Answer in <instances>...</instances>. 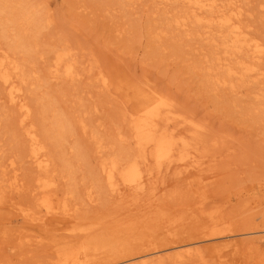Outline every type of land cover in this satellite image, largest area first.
<instances>
[{
  "label": "rangeland",
  "instance_id": "374dc122",
  "mask_svg": "<svg viewBox=\"0 0 264 264\" xmlns=\"http://www.w3.org/2000/svg\"><path fill=\"white\" fill-rule=\"evenodd\" d=\"M22 1L40 9L43 20L26 24L15 10L11 21L10 10L4 12L0 46L24 64L29 82H34L26 87L32 107L28 124L35 123L45 137L52 128V108L67 124L63 146L50 142L54 165L49 174L58 179L55 191L60 200L72 193V211L46 225L20 216L19 206L38 211L35 184L41 172L29 158L20 110L0 83V179L12 174L5 167L14 160L22 183L19 193L4 186L0 264H54L55 241L78 242L111 233L120 238L114 248L85 264L137 263L138 252L166 248L173 240H202L205 260L196 258L191 264H221L216 251L227 241L241 243L239 264H264V247L249 249L242 234L264 228V108L258 109L254 99L264 86L250 83L238 96L220 87L215 94L205 70L212 59V38L197 34L196 25L182 28L172 22L185 10L181 0ZM243 9L242 24L264 43V0H243ZM17 33L26 47L15 46ZM61 48L72 50L81 73L77 80L55 73V50ZM118 68L136 80L150 78L182 112L205 125L198 150L204 156L203 170L176 175L179 168L173 167L159 175L162 189L153 206L148 194L140 195L138 202L129 194L121 200L108 189L101 172L106 156L133 147L122 120L124 97L104 90L99 82L100 71L112 74ZM213 211L219 212L223 224L211 225L207 217ZM67 219L89 232L67 236L58 231ZM37 238L43 243H28ZM164 264L174 263L167 257Z\"/></svg>",
  "mask_w": 264,
  "mask_h": 264
},
{
  "label": "bare ground",
  "instance_id": "6f19581e",
  "mask_svg": "<svg viewBox=\"0 0 264 264\" xmlns=\"http://www.w3.org/2000/svg\"><path fill=\"white\" fill-rule=\"evenodd\" d=\"M181 1L185 10L182 14L174 16L172 22L182 28L190 24L196 25L199 28L197 34L212 38L214 47L212 59L205 70L206 77L213 84L215 94H218L220 87L228 88L238 96L243 94V87L250 83L264 86V43L242 24L243 0ZM8 10L11 21L14 19L12 14L15 10H18L19 20L26 24L39 23L43 20L40 9L22 0H0V15ZM50 21V17H45L44 22ZM15 41L16 47L25 46L20 33L15 35ZM52 67L55 73H62L72 80L81 77L70 48L55 50ZM29 78L24 64L18 62L9 51H4L0 46V83L7 91L9 101L20 110V124L25 128L29 140V158L41 172L35 184L38 211L22 206L17 209L24 219L46 225L59 216H70L72 211L68 204V196L72 193H67L64 199L60 200L55 191L58 179L55 175L49 174L54 165V156L49 151L50 142L56 147L63 146L66 141L67 124L54 108L51 109L52 128L47 131L45 137L38 132L35 123L28 124L32 107L26 101V87L34 84L33 81L29 82ZM99 82L104 90L124 97L127 105L124 107L122 120L128 124V137L133 144L131 151L106 156L101 162V172L105 175L106 186L114 195L123 200L129 194L138 202L140 195L148 194L150 205L153 206L152 202L157 200L162 189L158 180L159 175L167 174L173 167L179 168L176 175L190 174L193 169L198 172L203 170L204 156L200 155L198 150L204 136L205 125L182 112L168 93L158 88L150 78L136 80L121 68L114 70L112 74L100 71ZM254 99L258 109L264 108V88L260 89V93H255ZM80 124L85 130L86 123L80 120ZM101 151L100 149L99 152ZM5 168H9L12 174L9 176L4 174L0 179V203L4 198V186L18 193L22 189L19 168L15 161L10 160ZM89 200L95 201L93 192H90ZM207 218L214 226L225 222L218 211L209 213ZM70 222V219H67V222L57 230L67 236L87 234L90 230L81 224H69ZM133 228L134 226L129 232ZM242 234L246 237L243 241L249 249L264 247L263 227H255ZM119 239L116 233H111L104 237L83 238L78 242L55 241L54 264H85V261L102 251L113 249ZM34 242L41 244L43 239L28 240L30 245H34ZM201 242L202 240H173V244L166 248L154 247L138 252L135 258L138 256L139 262L131 264H164L167 257L171 258L174 264H191L196 258L205 260L206 255ZM241 254L242 245L237 241H227L223 248L216 251L221 264H229L230 258L233 260L230 264H239Z\"/></svg>",
  "mask_w": 264,
  "mask_h": 264
}]
</instances>
